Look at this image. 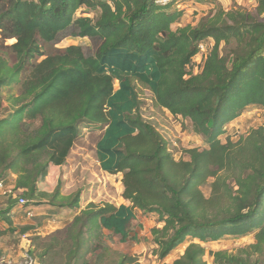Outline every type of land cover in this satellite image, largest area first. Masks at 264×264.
<instances>
[{"label":"trees","instance_id":"1","mask_svg":"<svg viewBox=\"0 0 264 264\" xmlns=\"http://www.w3.org/2000/svg\"><path fill=\"white\" fill-rule=\"evenodd\" d=\"M256 2L264 16V0ZM183 4L0 0V182L7 197L0 215L10 225L16 207L24 215L43 205L68 210L62 227L33 238L28 256L41 264H138L110 247L105 232L134 239L138 212L162 223L150 230L159 259L188 238L252 234L237 253L210 251L212 263L264 264V126L221 141L224 125L246 108L264 110V17L218 7L174 28ZM69 37L90 46L55 47ZM208 41L194 72L192 58ZM136 83L158 107L188 118L207 146L175 157L139 114ZM85 128L100 130L96 158L102 171L122 175L123 203L85 204L80 191L62 194L61 167ZM204 253L192 242L171 264H207Z\"/></svg>","mask_w":264,"mask_h":264},{"label":"rangeland","instance_id":"2","mask_svg":"<svg viewBox=\"0 0 264 264\" xmlns=\"http://www.w3.org/2000/svg\"><path fill=\"white\" fill-rule=\"evenodd\" d=\"M218 7L225 11L239 10L257 20H262L264 17L256 12V0H217L214 4L184 0V4L180 6V8H184L181 22L175 24L174 28L188 23L196 24L202 16L214 12ZM95 14V11L90 12L92 17ZM70 44L90 46V41L87 38L69 37L59 42L55 47L64 48ZM209 44L210 41L203 43L205 51L202 56L198 54V51L192 58L194 72L200 69L202 58ZM44 49L49 52L51 47L46 46ZM224 49L228 50L229 48L223 46ZM114 87L117 88V82H114ZM136 90L140 98L139 114L159 131L175 157H185L184 149L192 147L202 149L207 146L203 137L193 131L188 118L173 116L166 109L158 107L150 90L143 85L136 83ZM260 126H264V110L254 106L248 107L236 119L224 125L226 131L221 136V141L224 142L226 136L236 140ZM82 131L83 135L75 142L65 164L61 167L62 194L69 195L80 191V197L84 199L85 204L88 202L112 203L114 205L122 203V175H112L102 171L96 158L95 143L100 137V130L85 128ZM5 191L0 188V214L2 211L5 212L7 207ZM204 192L208 195V188L205 187ZM15 210V215L9 216L11 225L15 227L14 230L6 227L10 225L0 215V233H3L0 235V264H41L37 258L28 256V251L32 248V240L35 236L43 237L62 227L66 222L64 214L68 210H60L63 213L57 214L51 212V207L45 205L37 208L31 207L25 215L26 212L23 208L16 207ZM161 225L157 214L138 212L130 226V232L134 239L121 242L119 236L106 232V243L115 250L134 256L138 264H171L190 243H200L205 249L202 260L207 264H213L212 257L209 255L210 251L226 250L234 254L254 241L252 234L245 237L226 235L218 240L204 243L188 238L164 259H159L153 251L155 245L150 230L154 226L160 227ZM16 229L17 232H15Z\"/></svg>","mask_w":264,"mask_h":264},{"label":"built area","instance_id":"3","mask_svg":"<svg viewBox=\"0 0 264 264\" xmlns=\"http://www.w3.org/2000/svg\"><path fill=\"white\" fill-rule=\"evenodd\" d=\"M158 2H160L162 4H166V3L169 2V0H158ZM204 51H205L204 45H203V43H200L199 44V53L198 54H200V56H202ZM2 187H3L2 182H0V188H2ZM19 203L20 204L24 203V200L20 199Z\"/></svg>","mask_w":264,"mask_h":264},{"label":"crops","instance_id":"4","mask_svg":"<svg viewBox=\"0 0 264 264\" xmlns=\"http://www.w3.org/2000/svg\"><path fill=\"white\" fill-rule=\"evenodd\" d=\"M123 202H124V200H123ZM123 202H122V203H123ZM47 207H51V210H50L51 212H56L57 214L63 213V212H58V211L55 210L54 207H52V206H47ZM34 208H37V207H34ZM15 213H16V210H15V208H13V209L10 210V212H9L8 215H9L10 217H13V216L15 215ZM6 227H7V228L10 227L11 229L15 228V227L12 226L11 224H10V226L7 225ZM15 232H17V229H16ZM105 232H108V231H105ZM1 234H3V233H0V235H1Z\"/></svg>","mask_w":264,"mask_h":264}]
</instances>
